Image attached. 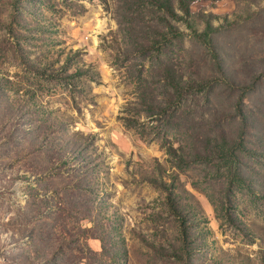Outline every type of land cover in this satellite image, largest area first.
Returning a JSON list of instances; mask_svg holds the SVG:
<instances>
[{
  "label": "rangeland",
  "instance_id": "1",
  "mask_svg": "<svg viewBox=\"0 0 264 264\" xmlns=\"http://www.w3.org/2000/svg\"><path fill=\"white\" fill-rule=\"evenodd\" d=\"M191 10L181 70L213 76L212 37L251 87L217 75L226 148L147 121L117 0H0V264H264V0Z\"/></svg>",
  "mask_w": 264,
  "mask_h": 264
},
{
  "label": "trees",
  "instance_id": "2",
  "mask_svg": "<svg viewBox=\"0 0 264 264\" xmlns=\"http://www.w3.org/2000/svg\"><path fill=\"white\" fill-rule=\"evenodd\" d=\"M199 1L202 0H117L118 23L128 38L129 53L142 59L136 89L140 94V105L148 115L147 121L162 125L165 121L167 127L176 131L190 127L198 133L206 132L209 134L206 146H212V149L222 146L226 148L229 144L225 138L220 143L215 135H210L211 132L216 134L220 125L212 102L215 83L219 81L217 75L220 73L227 79L224 84L231 91H244L247 94L251 87L239 80H228L225 65L212 37L209 43L211 42V49L214 51L213 76L202 78L199 70L192 75L181 70L182 63L178 61L184 57L186 33L181 30L180 25L184 24L187 29L193 30L195 37L204 44L215 30L209 21L206 22L205 34H199L194 29L191 8ZM146 63L152 65V69H147ZM256 74L262 77L264 72ZM245 97L240 99V104L244 103ZM159 101L165 103V108L160 106ZM171 108L172 112L168 113ZM205 113H210L211 116L208 123L204 120ZM239 114L243 128L248 127L249 118L243 109H239ZM197 136L199 138L201 135ZM169 150L173 153L172 148ZM173 209L177 214L181 213L177 207L173 206Z\"/></svg>",
  "mask_w": 264,
  "mask_h": 264
}]
</instances>
